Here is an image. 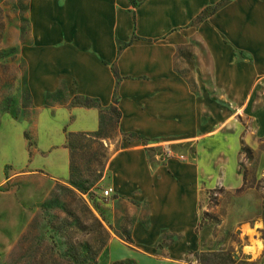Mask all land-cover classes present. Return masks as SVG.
<instances>
[{
    "label": "crops",
    "instance_id": "crops-1",
    "mask_svg": "<svg viewBox=\"0 0 264 264\" xmlns=\"http://www.w3.org/2000/svg\"><path fill=\"white\" fill-rule=\"evenodd\" d=\"M134 1L83 0L84 10L90 12V31L59 33L66 42L50 52L36 46L44 19L36 13L27 52L30 85L36 90V153L17 162L19 124L15 119L7 128L0 123V178L16 185V173L26 166L54 180L69 179L67 135L98 131L102 110L116 105L121 132L149 139L150 148L170 151L155 162L149 145L134 140L110 156L104 178L119 197L145 202L148 218L147 223L135 221L131 244L112 239L108 258L112 263L188 264L185 250L202 240L197 233L199 203L203 169L210 160L203 159L201 151L220 153V142L229 141L226 132L213 136L230 119V106L241 111L247 101L264 104V0ZM210 6L215 9L192 25ZM108 10L114 24L106 16ZM120 17L126 21L121 38ZM194 36L206 49L205 67L194 70L198 91L175 67L179 47ZM122 42L126 45L120 49ZM60 88L71 98H95L101 106L58 103L53 96ZM210 89L219 90L227 102L220 104L221 112L214 111L219 103ZM195 147L198 151L192 153L178 151ZM10 154L12 173L5 181L4 162L10 161ZM7 200L0 204V213L5 203L16 208L14 195ZM165 230L184 234V240L167 245L168 254L159 257L150 249Z\"/></svg>",
    "mask_w": 264,
    "mask_h": 264
},
{
    "label": "rangeland",
    "instance_id": "rangeland-1",
    "mask_svg": "<svg viewBox=\"0 0 264 264\" xmlns=\"http://www.w3.org/2000/svg\"><path fill=\"white\" fill-rule=\"evenodd\" d=\"M83 6V0H0V123L7 128L8 121L15 119L19 124L22 134L14 155L17 162L22 163L27 153H36V90L30 85L27 54L36 31L34 17L40 13L44 18L38 27L41 38L36 46L50 52L66 42L59 33L90 31V12ZM212 9L215 7L210 6L202 15ZM110 13L108 10L106 16L114 24ZM125 26L126 21L120 17V38ZM125 45L120 43V49ZM205 65L206 49L198 36L179 47L175 67L195 91L194 70ZM210 91L219 103L214 111L221 112L220 104L227 102L219 90ZM53 97L58 103L71 105L84 101L83 96L69 97L64 88ZM240 108L230 106V119L213 136L227 133L229 141L220 142L223 150L201 151L202 158L210 160L203 169L199 203L197 233L202 240L185 250L188 264H264V104L247 101ZM101 119L96 132L67 135L72 166L69 179L54 180L42 170L26 166L16 173V185L0 178V204L14 195L16 206L9 209L5 203L1 207L0 264H128L109 260L110 241L133 239L134 223H147L148 208L145 202L119 197L115 190L112 196H104L111 185L104 178L109 158L134 140L149 145V155L155 162L170 150L150 148L149 139L121 132L116 105L103 109ZM12 158L10 154V161L4 162L5 181L12 173ZM183 240L184 234L165 230L150 251L166 256L167 245Z\"/></svg>",
    "mask_w": 264,
    "mask_h": 264
},
{
    "label": "trees",
    "instance_id": "trees-1",
    "mask_svg": "<svg viewBox=\"0 0 264 264\" xmlns=\"http://www.w3.org/2000/svg\"><path fill=\"white\" fill-rule=\"evenodd\" d=\"M132 2H134V0H132ZM205 16H203L202 14L201 15H199L198 16V18H197V21H200V20H202L203 18H204ZM113 72H114V74L119 78V74H118V72H117V69L115 68V67H113ZM117 100H118V98H116V101L115 102H117ZM96 104H95V103ZM78 104H83V105H87V106H97V107H100L101 105H100V103H99V101L97 100V99H95V98H92V97H84V101L83 102H80V103H78ZM119 112V111H118ZM119 117H120V113H119ZM73 134V133H72ZM82 134H90V133H82ZM70 171H71V174H72V166H71V168H70ZM103 176V175H102ZM240 189H242V188H240ZM129 244H131L132 242H133V239L132 238H129V239H127L126 240Z\"/></svg>",
    "mask_w": 264,
    "mask_h": 264
},
{
    "label": "built area",
    "instance_id": "built-area-1",
    "mask_svg": "<svg viewBox=\"0 0 264 264\" xmlns=\"http://www.w3.org/2000/svg\"><path fill=\"white\" fill-rule=\"evenodd\" d=\"M114 193V188L113 187H108L104 190V196L105 197H109V196H112Z\"/></svg>",
    "mask_w": 264,
    "mask_h": 264
}]
</instances>
